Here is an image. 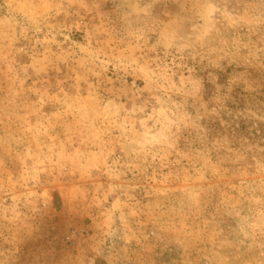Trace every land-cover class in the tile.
Here are the masks:
<instances>
[{"label": "rangeland", "instance_id": "374dc122", "mask_svg": "<svg viewBox=\"0 0 264 264\" xmlns=\"http://www.w3.org/2000/svg\"><path fill=\"white\" fill-rule=\"evenodd\" d=\"M0 264H264V0H0Z\"/></svg>", "mask_w": 264, "mask_h": 264}, {"label": "bare ground", "instance_id": "6f19581e", "mask_svg": "<svg viewBox=\"0 0 264 264\" xmlns=\"http://www.w3.org/2000/svg\"><path fill=\"white\" fill-rule=\"evenodd\" d=\"M44 195H45V193H44Z\"/></svg>", "mask_w": 264, "mask_h": 264}]
</instances>
